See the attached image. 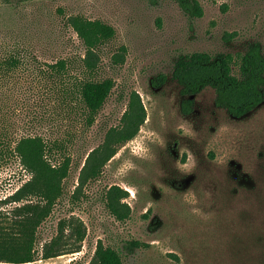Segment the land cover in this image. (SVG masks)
<instances>
[{"label":"rangeland","instance_id":"374dc122","mask_svg":"<svg viewBox=\"0 0 264 264\" xmlns=\"http://www.w3.org/2000/svg\"><path fill=\"white\" fill-rule=\"evenodd\" d=\"M198 2L201 17L177 0H0V130L10 142L0 159V207L12 208L4 200L30 178L15 141L40 135L51 146L64 144L53 147V163L65 154L73 159L64 194L38 231L37 250L42 253L61 223L83 224L86 231L80 246L68 226L64 254L26 264H94L100 240L125 264H264V101L237 118L216 105V91L207 87L189 96L194 108L184 114L188 96L173 78L177 60L196 52L234 54L239 76L240 56L252 43L264 52V0ZM76 15L116 30L93 76L69 23ZM123 46L125 61L116 63ZM62 60L67 70L53 68ZM162 75L167 79L157 85ZM92 78H113L116 85L88 128L80 105L71 113L63 92ZM133 90L147 108L145 124L99 178L77 191L88 153L119 124ZM113 185L129 191L132 213L125 221L106 206ZM132 240L146 246L128 250Z\"/></svg>","mask_w":264,"mask_h":264},{"label":"trees","instance_id":"16d2710c","mask_svg":"<svg viewBox=\"0 0 264 264\" xmlns=\"http://www.w3.org/2000/svg\"><path fill=\"white\" fill-rule=\"evenodd\" d=\"M177 1L192 16H203L198 0ZM69 23L86 48L83 67L93 76L101 62L102 46L115 37L116 30L102 20H92L82 15L70 17ZM121 51L115 55L116 63L125 61L127 48L123 46ZM16 63V60L11 62L13 65ZM239 63L241 74L238 76L234 73L237 56L232 53L196 52L181 56L175 64L173 78L181 85L183 96H188L182 101V112L190 114L195 102L191 97L207 87L215 89L216 105L237 118L247 115L259 106L264 101L262 45L259 42L252 43L240 56ZM67 67L68 63L64 60L53 66L60 70H67ZM166 79L162 75L156 84L161 85ZM115 85L113 78L82 80L77 88H64L65 106L72 113L75 111V104L80 105L77 112L83 116L84 125L90 128L96 122ZM147 117L148 111L141 95L133 90L119 124L111 126L102 143L88 153L77 191L103 174L107 163L118 153L120 147L138 135ZM8 139V134L0 130V159L10 146ZM63 145L55 142L51 146L40 135H27L15 141L14 153L30 178L4 200L3 204H12V208L0 207V263L26 264L61 256L66 251L64 237L68 226L74 230L78 244L81 246L84 242L86 231L83 224L64 226L61 223L58 234L44 245L42 253L39 254L37 250L38 231L64 194L65 180L71 170V154H65L58 163L52 161L53 147L61 149ZM129 195V191L119 185H113L105 193L106 206L119 221H125L131 216L132 208L125 201ZM143 246L146 244L136 240L126 243V248L131 251ZM93 262L125 264L121 253L104 244L102 240L97 245Z\"/></svg>","mask_w":264,"mask_h":264},{"label":"clouds","instance_id":"9594fccd","mask_svg":"<svg viewBox=\"0 0 264 264\" xmlns=\"http://www.w3.org/2000/svg\"><path fill=\"white\" fill-rule=\"evenodd\" d=\"M194 211H198V210H194Z\"/></svg>","mask_w":264,"mask_h":264}]
</instances>
